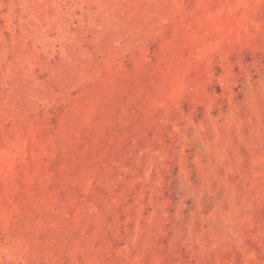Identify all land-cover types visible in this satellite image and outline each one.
Returning a JSON list of instances; mask_svg holds the SVG:
<instances>
[{"label": "rangeland", "instance_id": "1", "mask_svg": "<svg viewBox=\"0 0 264 264\" xmlns=\"http://www.w3.org/2000/svg\"><path fill=\"white\" fill-rule=\"evenodd\" d=\"M0 264H264V0H0Z\"/></svg>", "mask_w": 264, "mask_h": 264}]
</instances>
